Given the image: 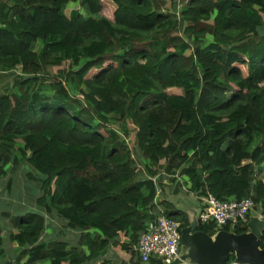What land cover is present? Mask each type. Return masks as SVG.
I'll use <instances>...</instances> for the list:
<instances>
[{
  "label": "trees",
  "instance_id": "1",
  "mask_svg": "<svg viewBox=\"0 0 264 264\" xmlns=\"http://www.w3.org/2000/svg\"><path fill=\"white\" fill-rule=\"evenodd\" d=\"M1 76L0 180L26 163L37 188L0 212L16 264L93 261L109 241L141 264L130 247L150 218L188 224L156 198L167 186L264 215V0H0ZM45 214L76 244L40 242Z\"/></svg>",
  "mask_w": 264,
  "mask_h": 264
},
{
  "label": "water",
  "instance_id": "2",
  "mask_svg": "<svg viewBox=\"0 0 264 264\" xmlns=\"http://www.w3.org/2000/svg\"><path fill=\"white\" fill-rule=\"evenodd\" d=\"M199 213L200 208L187 215L188 224L180 228L178 257L162 264H225L230 252L235 264H264V248L259 246L264 215H249L241 224L243 231L236 233L231 225L228 230L217 227L208 232L198 230Z\"/></svg>",
  "mask_w": 264,
  "mask_h": 264
},
{
  "label": "built area",
  "instance_id": "3",
  "mask_svg": "<svg viewBox=\"0 0 264 264\" xmlns=\"http://www.w3.org/2000/svg\"><path fill=\"white\" fill-rule=\"evenodd\" d=\"M201 222L213 221L217 228L226 224L233 226L246 220L254 203L247 196L239 200H221L207 194L202 200ZM233 230V229H232ZM180 223L163 213L150 218L145 229L138 234L136 252L141 264H149L151 259L170 262L179 255Z\"/></svg>",
  "mask_w": 264,
  "mask_h": 264
},
{
  "label": "crops",
  "instance_id": "4",
  "mask_svg": "<svg viewBox=\"0 0 264 264\" xmlns=\"http://www.w3.org/2000/svg\"><path fill=\"white\" fill-rule=\"evenodd\" d=\"M166 181V180H164ZM167 183V182H164ZM184 186V184H183ZM170 187H164L162 192L157 195V199L166 198L172 202L173 206L176 209H182L187 212L188 216H191L194 211L200 208V213L202 210V202L200 198L191 191H188L184 186L181 191L177 194H172L169 192ZM29 205H33L35 203L34 200L28 202ZM31 208H35L32 206ZM26 208H20L17 213H23ZM1 212V211H0ZM3 213V211H2ZM199 213V217H200ZM255 213V212H254ZM251 213V215L255 216L258 214ZM3 215V214H2ZM46 217V224L50 223L51 226L47 225L46 229L41 232L39 237V241L43 243H47L52 239H58L67 241L68 243L75 245L77 242V231L68 229L63 227V224L58 217L55 215L45 214ZM7 218V217H6ZM8 220V218H7ZM9 222V220H8ZM10 227V223H9ZM9 228L2 230L3 235V243L2 249L3 253L0 255V264H16L15 257L18 253V248H16L15 244H12L8 240V232ZM120 242L128 241V237L124 234H121ZM136 243L132 244L130 249H135ZM137 253V252H136ZM138 255V254H137ZM138 262L137 257L131 254V250H124L120 247L119 244L115 245L112 244L110 241L105 246L104 250L102 251L101 255L98 256L95 260L91 261H84L80 264H135ZM39 264H48L47 261H41Z\"/></svg>",
  "mask_w": 264,
  "mask_h": 264
},
{
  "label": "rangeland",
  "instance_id": "5",
  "mask_svg": "<svg viewBox=\"0 0 264 264\" xmlns=\"http://www.w3.org/2000/svg\"><path fill=\"white\" fill-rule=\"evenodd\" d=\"M104 14L107 15V17H109L110 19H113L112 8L109 6L108 2H106L105 4ZM7 81H9V77H0V85L6 83ZM27 169L29 168L26 163L20 164V166L16 168L15 173L13 175H9L13 178V183H11L10 186H8L6 177L0 180V211H9L14 214L20 208H28V198L33 196L34 199H30L34 200L35 202L37 201V195H35L37 194V188L35 185H33L34 183H25V173ZM8 191H10L11 193L7 194ZM20 194L22 195L20 196ZM0 227L3 231L9 228V222L7 218L2 214H0Z\"/></svg>",
  "mask_w": 264,
  "mask_h": 264
},
{
  "label": "clouds",
  "instance_id": "6",
  "mask_svg": "<svg viewBox=\"0 0 264 264\" xmlns=\"http://www.w3.org/2000/svg\"><path fill=\"white\" fill-rule=\"evenodd\" d=\"M252 211V210H251ZM251 215V214H250ZM247 218H248V216H247ZM247 220V219H246Z\"/></svg>",
  "mask_w": 264,
  "mask_h": 264
}]
</instances>
